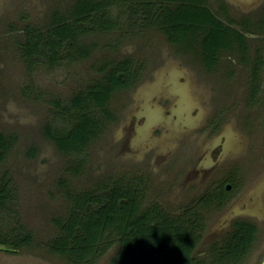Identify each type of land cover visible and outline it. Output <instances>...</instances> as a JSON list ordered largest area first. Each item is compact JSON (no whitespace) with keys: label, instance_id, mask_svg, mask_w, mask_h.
Here are the masks:
<instances>
[{"label":"rangeland","instance_id":"1","mask_svg":"<svg viewBox=\"0 0 264 264\" xmlns=\"http://www.w3.org/2000/svg\"><path fill=\"white\" fill-rule=\"evenodd\" d=\"M128 1L106 9L107 29L91 22L80 26L78 46L87 56L71 54L63 44L51 60L41 42L28 55V39L47 30L54 12L69 22L76 0H0V132L11 139L0 163V185H6L0 240L10 244H1L6 249H0V264H114L112 228L90 262H76L51 244L62 234L56 221L69 216L77 196L101 195L120 182L142 186L138 214L157 205L171 217L187 212L198 220L192 256L206 264L213 261L210 246L223 243L235 221L253 224L255 241L234 264H261L264 0H203L243 37L209 67L199 42L177 45L159 28L167 14L180 15L179 2ZM180 3L187 7V1ZM162 5L171 9L165 13ZM124 57L139 75L114 91L103 110L90 106L89 114L106 123L101 132L82 147L62 148L50 139L46 126L72 128L78 115L72 99L98 79L103 62ZM203 197L213 203L203 205Z\"/></svg>","mask_w":264,"mask_h":264},{"label":"trees","instance_id":"2","mask_svg":"<svg viewBox=\"0 0 264 264\" xmlns=\"http://www.w3.org/2000/svg\"><path fill=\"white\" fill-rule=\"evenodd\" d=\"M180 1L174 0L179 2L177 9L180 10V15L174 18L171 13L167 14L160 19L159 28L169 41L177 45L185 44V47L191 48L199 42L207 67L213 66L219 52L230 48L233 41L243 43L242 34L224 25L203 4V0H182L187 1V7ZM118 2L125 4L129 1L76 0L68 16L69 22L66 16L54 12L47 30L29 37L26 52L28 55L31 51L37 52L41 42L49 47L51 60L58 57L63 44L69 47L71 54L81 58L87 56L89 51L78 46L80 26L91 22L93 27L107 29L111 22L105 21L106 17L103 16L111 4ZM162 7L165 13L171 9L168 6ZM150 12L147 17H150ZM55 13L61 15V18ZM156 22L155 19L151 23ZM46 32L47 37L44 39L43 34ZM99 71L101 74L98 79L85 92H80L72 99V107L78 112L72 128L68 132H62L45 127L47 136L62 148L64 145L71 148L82 147L95 138L106 123L103 125L95 115L89 114L90 106L103 110L114 91L132 85L139 75L138 68L133 67L126 57L120 61H104ZM254 81L256 82L255 79ZM106 112L104 110L102 113ZM10 145L11 139L0 132V163ZM5 187V184L0 185V194ZM141 189L142 186L135 182H120L105 189L101 195L85 193L81 197L77 196L69 216L65 220L56 221L62 234L51 244L52 250L61 255L66 254L76 262H90V258L97 256L102 249L100 241L105 230L112 228L117 235L114 264H206L204 260L192 256L198 220L194 222L189 219L187 212L171 217L157 205L138 214L142 202ZM214 199L221 202L222 198ZM200 201L207 206L213 203L210 197H203ZM233 225L232 232L223 243L210 246L213 261L207 264H234L251 249L256 237V227L245 220H237ZM0 244L10 245L4 239L0 240Z\"/></svg>","mask_w":264,"mask_h":264},{"label":"water","instance_id":"3","mask_svg":"<svg viewBox=\"0 0 264 264\" xmlns=\"http://www.w3.org/2000/svg\"><path fill=\"white\" fill-rule=\"evenodd\" d=\"M229 188H230V185H226V189H229ZM0 249H6V247L0 244ZM261 264H264V260L261 262Z\"/></svg>","mask_w":264,"mask_h":264},{"label":"flooded vegetation","instance_id":"4","mask_svg":"<svg viewBox=\"0 0 264 264\" xmlns=\"http://www.w3.org/2000/svg\"><path fill=\"white\" fill-rule=\"evenodd\" d=\"M227 185H230L231 186V184H227Z\"/></svg>","mask_w":264,"mask_h":264}]
</instances>
